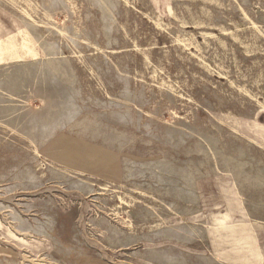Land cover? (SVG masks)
<instances>
[{
    "label": "rangeland",
    "instance_id": "374dc122",
    "mask_svg": "<svg viewBox=\"0 0 264 264\" xmlns=\"http://www.w3.org/2000/svg\"><path fill=\"white\" fill-rule=\"evenodd\" d=\"M0 264H264V0H0Z\"/></svg>",
    "mask_w": 264,
    "mask_h": 264
},
{
    "label": "bare ground",
    "instance_id": "6f19581e",
    "mask_svg": "<svg viewBox=\"0 0 264 264\" xmlns=\"http://www.w3.org/2000/svg\"><path fill=\"white\" fill-rule=\"evenodd\" d=\"M2 48H3V47H2ZM2 48H1V49H2Z\"/></svg>",
    "mask_w": 264,
    "mask_h": 264
}]
</instances>
